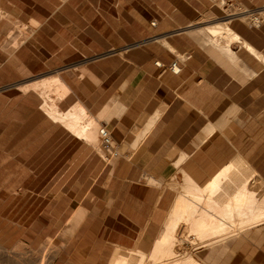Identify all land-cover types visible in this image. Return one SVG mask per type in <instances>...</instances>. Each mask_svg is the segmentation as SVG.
<instances>
[{
    "label": "crops",
    "instance_id": "crops-1",
    "mask_svg": "<svg viewBox=\"0 0 264 264\" xmlns=\"http://www.w3.org/2000/svg\"><path fill=\"white\" fill-rule=\"evenodd\" d=\"M234 1L260 7L256 12L259 21L263 20L260 23H253V13L249 17L242 12L245 19L235 18L231 26L264 56V0ZM103 3L0 0V6L16 20L29 24L33 18L40 24L13 53L6 49L9 33H0V165L19 168L20 190L27 180H42L35 171L27 172V166H89L91 159H97L101 169L95 180L103 175L101 190L88 206L82 205V223L74 229L69 224L72 237L51 264H108L117 251L123 250V255L135 247L148 251L187 180L204 187L228 164L241 169L243 161L252 166L257 174L252 175L249 187L257 196L264 192V170L260 168L264 160V61L232 42L234 60L224 65L198 41L202 35L181 32L190 30L192 24L168 30L196 19H187V7L199 15L208 12L204 18L197 17L201 21L191 31L221 21L215 1L133 0L131 5L158 7L152 16L139 19L149 33H90L89 7ZM110 3L121 5L122 1ZM148 21H153L151 27ZM127 41L131 44L121 46ZM174 63L178 73L172 69ZM53 74H59L69 88L61 99L51 87L54 90L47 91L51 100L62 111L82 103L98 118L99 127H106L113 137L112 154L115 160L118 157L115 166L50 118L43 109L47 98L41 89H22ZM121 104L124 110L118 108ZM105 113L113 117L102 119ZM208 127H214L210 135ZM101 146L106 148L102 142ZM244 173H249L246 168L236 174ZM238 185L239 180L229 191ZM196 249L209 254L199 246Z\"/></svg>",
    "mask_w": 264,
    "mask_h": 264
},
{
    "label": "bare ground",
    "instance_id": "bare-ground-1",
    "mask_svg": "<svg viewBox=\"0 0 264 264\" xmlns=\"http://www.w3.org/2000/svg\"><path fill=\"white\" fill-rule=\"evenodd\" d=\"M217 3L220 5L218 7V9L220 10V8L222 7L221 10H224L223 5L218 1H217ZM12 11H14V10H12ZM250 12H248V13H250ZM222 13L223 14L220 16V18L223 20L215 23L214 25L208 26L207 29L198 30V31H190V33H199L200 35H202V36L198 37V41L200 43H202L204 45V47L207 48V51L213 53V55L217 58V60H219L224 65L225 64L227 65L228 60H231V61L234 60V57L230 53V44L232 42H239L241 44V46L244 47L247 51L254 53V55H256L261 61H264V56L259 55L258 52L255 50V48L249 42L245 41L241 37L240 33L235 31L231 26V21H233V19H235V18L240 19V17L245 19L244 16H246V14H243L242 12L236 13L235 11L234 12L230 11V13L222 11ZM262 13L263 12H261V14ZM247 16L250 17L251 15L247 14ZM255 16L256 15L254 14V17L252 16L253 19H251L255 25L260 23L261 21H263V20L259 21L260 17H258V16L255 17ZM30 20L31 21L29 24L25 23V24L19 25L18 24L19 20H16L15 18H13V13L10 10L8 11L7 9H4L3 7L0 6V33H9L8 37L10 38V40H9V43H7L8 45H6L7 46L6 49L10 53H13L16 50V48L20 44V40H21L20 38L23 36V34L29 33L28 31H26V29L27 30L30 29V31H31L30 33H32L40 25V24L38 25V21H36L35 19L32 18ZM251 20H250V22H251ZM21 26H22V28H21ZM14 33H18V34L23 33V34L21 36H19L18 34L16 35ZM23 37H27L26 34H24ZM6 41L8 42V40H6ZM164 43L166 45H169L168 42H164ZM2 47L5 49L4 45ZM182 57H184V56H182ZM180 59H181V57L178 60H180ZM174 70L177 71L178 66L175 65ZM178 72H176V73H178ZM58 75L53 74L52 76L50 75V76L43 78V79L40 76V78L42 80H40V78H39L40 81L31 82L30 84H28L26 86H22V89H24V90H28V89L30 90V88L41 89L42 95L44 96V98L45 97L49 98L50 96L48 94H46V92L51 87L54 86L55 91L58 93V97L63 99L64 98L63 96L67 93L69 87H66V85H64V83L61 81L62 78L60 79V76H58ZM19 84H20V82H19ZM65 84H67V83H65ZM52 89L53 88H51V90ZM55 103H56L55 100L50 99V101H49L48 99H46L44 101V104L42 103L44 111H46L47 114L50 116V118H52L54 121H57L61 125H63L72 135L79 138L80 140L85 141L86 143H89V145L91 147H93L97 151H99L100 150L99 149V143H101V142H99L100 139L102 138L103 144L105 141V139H103L102 130H101V129H104L109 134V135L108 134L107 135H108L110 143L114 144V142L111 140V138L113 139V137H111L109 130L106 127L100 128L99 127L100 124L97 121L98 118H94L93 115L91 116L92 113L90 114L89 111L86 110V107L81 105L82 103L76 104L73 108L69 109L68 111L60 110L59 106H57ZM123 104H121L118 108L120 109V107H122V109L124 110ZM163 106H165V105H163ZM108 107H110V106H108ZM108 107H106V108H108ZM118 108H117V110H118ZM126 108H127V105H126ZM107 110L108 111L110 110V112L112 111L111 109H105V111H107ZM121 110L119 111L120 113L122 112ZM102 111H104V110H102ZM110 112H106V113H108L110 115ZM157 112H158V109H157ZM111 116L113 117V115H111ZM111 116H108V117H111ZM100 117H101V115H100ZM108 117L106 114V115H103L102 119L105 118V120H106ZM108 119L110 120L111 118H108ZM108 119H107V121H108ZM211 123L213 124L214 122H211ZM222 123H223V121H222ZM215 124H217V123H215ZM217 125H220V124H217ZM208 130H209L208 133L210 135L211 132L212 133L214 132V127L207 129V131ZM203 132H204V130H203ZM143 135L146 136V134H143ZM205 138H207V137H205ZM74 140H76V139H74ZM141 140H142V138H141ZM141 140H139V141H141ZM139 143L140 142H138L137 144H139ZM107 146H109V148H111V150H112L111 146H113V145H111V146L107 145ZM101 147L103 148V146H101ZM114 147H116V146H114ZM72 148H73V146H72ZM132 148H131V150H132ZM135 148H136V146H135ZM116 150H118V146H117ZM133 150L135 151L136 149L133 148ZM119 151H121V150H119ZM99 153L101 154L102 151ZM124 153H125V151H124ZM124 153H122V154H124ZM112 155L113 156H111V157H113V158H111L110 162H111V165L113 164L115 166L117 163L116 160H118L117 159L118 157L115 160V157H116L115 154H112ZM72 164H74V163H72ZM245 164H246V162L243 163V161H242L240 165H242V168L247 169V171L249 172L247 175H246V173H244V174L237 176L236 173H239L242 168L240 169L237 167V165H234V164H228L222 170H220L217 174L212 176L207 181V183L204 187H200L198 184H196L190 180H187V184L184 187H182V189L179 190V193H178L176 199L173 201L174 203L172 204V206H170L171 207L170 211L168 210L169 211L168 215H166L167 217H166V219H164V223H163L161 229L159 228L160 230L158 231L151 248L148 251H144L141 248L135 247L134 249L131 250V252H128V253H130L129 255L128 254L123 255L124 253L120 254L121 252H123V250L120 253L117 251L114 255H113V253H114L113 252L112 253L113 257L111 258L110 262L108 261L109 262L108 264H206V262L210 263L209 262L210 256H212V255L214 256L215 254L216 255L221 254V253H224L227 251H230L232 253L234 251V248L241 246L243 243L247 242V240H251V239L254 240L253 237L254 236L256 237L258 235L257 233L261 230V228H262L261 226L264 225V192L262 193L261 196H257L256 191L249 187V182L252 179L251 178L252 175L254 173L255 174H257V173L255 171H253V168L251 170L252 166L248 167V166H246L247 164L246 165ZM79 166L77 165V167H79ZM109 174H111V171ZM108 176H110V175H108ZM249 176H250V178H249ZM150 177H152V176H150ZM64 178H65V176H64ZM186 178L188 179L187 175H186ZM237 180H239V185L231 193L229 191V186L235 185ZM105 181H107V179ZM92 182H93V180H92ZM151 182H152V180H151ZM148 183H150V181ZM104 184L106 185L107 183L105 182ZM154 184H155V182H154ZM95 185L97 187V183ZM103 188H104V186H103ZM97 191H98V189H97ZM93 193H95V192H93ZM81 196H80V198H81ZM93 197H94V195H93ZM99 199H100V197H99ZM81 201L82 200H80L79 202H81ZM83 206H85V205H83ZM75 210H77V209H75ZM87 211H88V209H87ZM84 213H85V211L80 209L74 213L73 217H70V223H71L72 229H74L78 226V224L81 222V220L84 216ZM68 226H66V227H68ZM66 227H65V229H67ZM68 231H69V229H68ZM62 233L64 234L65 232H62ZM66 235H67V233H66ZM255 239H257V238H255ZM63 245H64V243L62 244V246ZM196 245H198L199 248L201 247L204 250L208 251L209 256H207V258H206L207 261L201 259L203 262H200L194 256V254L191 251V247L196 246ZM61 248L62 247L60 246V249ZM117 249H115V250H117ZM51 251H52V249H51ZM54 251H56V250L54 249ZM119 251H120V249H119ZM21 253L25 255L24 250ZM50 253L51 252L46 253L47 254L46 257L48 256V254L50 255ZM22 257L20 256V258L15 259V261L17 263L23 264L22 262L27 261V260H25L26 258L23 259ZM27 257H29V256H27ZM41 257H42V255H41ZM41 257H40V260L37 258L39 260V262H38L39 264H43V262L45 261V260L43 261L45 256L42 258ZM204 257H206V256H204ZM35 261L36 260H34V262Z\"/></svg>",
    "mask_w": 264,
    "mask_h": 264
},
{
    "label": "rangeland",
    "instance_id": "rangeland-1",
    "mask_svg": "<svg viewBox=\"0 0 264 264\" xmlns=\"http://www.w3.org/2000/svg\"><path fill=\"white\" fill-rule=\"evenodd\" d=\"M106 1L107 0H104V3L98 7H89L90 33L93 31H96L97 33H149L146 30V23L143 21L141 22L139 19L146 17L147 15L152 16V14L156 13V10H158L157 6L147 7L144 5H131L130 2L133 0H121V5L111 4L110 2L113 0H108L107 3ZM215 4V7L217 8L220 6L216 0ZM223 8L224 10H221L222 7L220 8L221 11L219 10L221 15L223 14L222 11L229 13L230 11H246L247 14L251 11L250 13H253V17L254 14L258 17L260 16L256 13L260 7H246L238 4L232 9L228 7ZM135 10L137 12L134 14ZM207 13L202 12L199 15V13L193 8L187 7V19H196L190 22L189 20L184 21L186 22L185 25L172 24L174 27L168 30L171 31L176 28H179L178 30H180L186 28L183 26L192 24L190 30L181 31L182 33H190L191 30H195V23L200 22V18H204L203 15ZM154 21L159 24L157 20ZM18 22L19 25L28 23L25 19H23V21L19 20ZM148 22V26L151 27L150 24L153 21ZM205 27L206 26H203V28ZM168 30L165 31L169 32ZM26 31L29 33L31 32L30 29H26ZM14 34L17 35L18 33ZM22 34L23 33H19L18 35L21 36ZM24 34H26V36L28 35L27 33ZM23 36L20 38L21 40H23ZM130 42L131 41L124 42L121 46H128L131 44ZM47 99L50 101L51 98L49 97ZM99 142L102 141L100 140ZM109 145L111 146L113 144L110 143ZM111 147L112 150L109 146L103 149L101 143H99L100 150L98 152L102 151L103 154L101 153L100 155L105 159L109 158V162L112 158L110 156L113 153L114 145ZM90 161L91 163L89 166L79 167L75 165L65 167V165L62 164L53 167L27 166V172L34 173L35 171L36 176H39L40 174L42 180H27L24 183V189L21 190L18 187L20 181L17 178L19 176L21 177V174H19V168L17 166L0 165V264H20L15 261V259L20 258V256H23L22 258H26L25 260H27L23 261V264H39L38 262L41 255L42 257L45 256L43 264H51L52 260L55 258L54 256L60 251V246L63 247L62 244H65L71 237L72 233L71 229H69L71 225L70 217H73L77 210L82 209L85 211L82 204L88 206L93 195H96L97 189L99 190L102 187L101 179L103 178V175L100 176L101 178L99 181L95 180L101 169V167L97 165L98 160L91 159ZM260 168L264 170V160L263 164L260 165ZM51 177H53L52 181H45V178ZM9 178L10 180L8 181ZM13 178L14 180H12ZM96 183L97 187L95 185ZM80 200L82 201L79 202ZM65 227L67 229H65ZM62 232H65V235ZM257 234L258 237H253L255 241L251 239L252 241L249 240L245 242V245L242 244L241 246L234 248L232 253L227 251L221 254H215L214 256L212 255L214 258L210 256V263L206 262V264H264V229L262 228ZM197 247L198 245L191 247V251L200 262H203L201 259L206 260L209 254H205L206 252H198L196 249ZM54 249L56 251H54ZM23 250L25 251V255L21 253ZM48 252L51 253L46 257V253ZM34 260H36V263Z\"/></svg>",
    "mask_w": 264,
    "mask_h": 264
},
{
    "label": "built area",
    "instance_id": "built-area-1",
    "mask_svg": "<svg viewBox=\"0 0 264 264\" xmlns=\"http://www.w3.org/2000/svg\"><path fill=\"white\" fill-rule=\"evenodd\" d=\"M216 1L220 2L223 5V7H228V8H231V9L235 8L238 5L234 0H216ZM240 12L247 13L246 11H239V12H236V13H240ZM175 65L176 64L174 63V65L172 66V69H173V71L178 72L179 68H178L177 71L174 70V66ZM101 130H102L103 139H105L104 144L107 147V145L110 144V141H109V138H108L109 134L104 129H101Z\"/></svg>",
    "mask_w": 264,
    "mask_h": 264
}]
</instances>
